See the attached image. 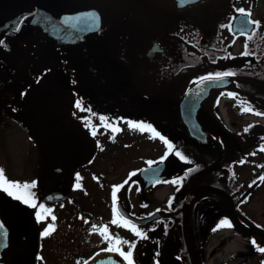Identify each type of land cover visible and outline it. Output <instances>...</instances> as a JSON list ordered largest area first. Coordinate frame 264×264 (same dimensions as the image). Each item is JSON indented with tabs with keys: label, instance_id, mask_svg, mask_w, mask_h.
<instances>
[{
	"label": "flooded vegetation",
	"instance_id": "flooded-vegetation-1",
	"mask_svg": "<svg viewBox=\"0 0 264 264\" xmlns=\"http://www.w3.org/2000/svg\"><path fill=\"white\" fill-rule=\"evenodd\" d=\"M0 40V165L13 136L7 181L36 187L11 191L44 204L0 190V264H68L93 240L84 264L116 238L133 264H264V0H0ZM121 184L147 238L113 214Z\"/></svg>",
	"mask_w": 264,
	"mask_h": 264
},
{
	"label": "snow or ice",
	"instance_id": "snow-or-ice-1",
	"mask_svg": "<svg viewBox=\"0 0 264 264\" xmlns=\"http://www.w3.org/2000/svg\"><path fill=\"white\" fill-rule=\"evenodd\" d=\"M185 2H193V0H185ZM241 12V14H244V15H249L247 13L244 12L243 9L239 10ZM94 23V21H93ZM247 23H258V22H253V21H248ZM23 24V20L21 21H17V24L16 25H13V30L14 31H20V27L19 25H22ZM241 33H245L246 32V29H241L240 30ZM0 44H3V41L0 40ZM248 53L246 52L245 55H247ZM233 75H235L234 72H231V71H223V72H218V73H215L214 75L213 74H210L209 76L207 77H204L203 79L207 80L208 82H218V81H224L225 78L227 77H232ZM76 108L81 110V111H84L85 109L82 107L81 105V102H77L76 103ZM247 110H250V109H246ZM88 111L90 112L91 110L88 109ZM259 115V113H257ZM98 119L101 121V124H103V122L105 121V117H98ZM129 127H136V128H139L141 131H143L146 127H150V126H146V125H143V124H136V125H133V124H130ZM247 131V129H246ZM92 135L95 136L96 135V132L93 131L92 132ZM157 135H159L157 133ZM162 140H164V138L161 136L160 137ZM164 143L167 145L168 147V150L169 151H172L173 150V145L171 143H169L167 140H164ZM174 154L179 157L181 160H185V156L181 154L180 151H175ZM164 157L161 158V160H163ZM188 163H191V161H187ZM154 162L153 161H149L148 164L151 166ZM195 169H188L187 172H186V175L188 172H192L194 171ZM141 172L144 171V170H140ZM3 171L0 170V190H2L3 192L7 193L9 196H14V193L11 191V189H16L17 191H19L21 189V187H23L24 189H32V188H35L36 185L35 183H32L31 185L29 184H24V185H20L19 183L17 182H12V183H9L7 180L3 179ZM137 175L136 172H133L130 174V177L129 179L131 178V176H135ZM77 179H79V176H77ZM261 180H264V176H261L260 177ZM125 184L128 183V181L126 180L124 182ZM133 183H138L137 181H133ZM173 184H176L177 181L174 180L172 181ZM77 187H79V184H77ZM124 187V184H121V185H118V186H113L112 188V193H111V197H112V203H113V214L114 216L116 215H119L120 217V220H123V225H120V226H123V227H128L133 233H135V235L137 237H140V238H147L146 237V234L142 235L141 231L138 229L137 225L133 222H131L129 219L126 218V216L122 213H120L119 211V206H118V196H117V193ZM14 198L18 201H21L22 203L36 209V208H44V204L43 203H32L31 202V199L34 198V193H31L29 191V196L28 197H23L20 196V195H15ZM169 206H171V200H169ZM49 212H51V209H48ZM159 211V209L157 210ZM36 216H37V219L40 220L41 217H40V213L37 212L36 213ZM52 220H55V216H52ZM85 223H87V221H85ZM222 223L226 224L228 227H231V224H229L227 221H222ZM110 224L111 225H118L119 224V221L116 219V218H113L111 221H110ZM52 225L49 224L48 225V228L45 229L43 235L44 236H48L49 235V229H52ZM0 228H2V225H0ZM93 229H96V226L93 225ZM98 231H100V233L102 235L106 234V233H109L110 229L107 225H105L103 228L101 229H98ZM3 235L6 236V233H3ZM104 239L105 240H110L112 239V237L108 236V235H104ZM253 243H255V241H253ZM115 245L116 247H112V246H109L107 249H105V251L107 252H117L119 254L120 257L123 258L124 261L127 262V264H133V260H132V256H133V252H132V249L135 248V244L132 243L130 244L129 246V250L127 252L123 251V245H129V241H126V240H120L119 238H116L115 239ZM259 251L261 252H264V248H260ZM99 255V253L97 254ZM158 255V253H157ZM114 264H119V262H114Z\"/></svg>",
	"mask_w": 264,
	"mask_h": 264
},
{
	"label": "rangeland",
	"instance_id": "rangeland-1",
	"mask_svg": "<svg viewBox=\"0 0 264 264\" xmlns=\"http://www.w3.org/2000/svg\"><path fill=\"white\" fill-rule=\"evenodd\" d=\"M13 137V136H12ZM12 137H6V145H5V152L3 156V164L6 165H0V170L3 171V179L10 180L12 177H17L20 169L23 165H19V163L22 161L23 153L21 152V144L17 141L16 138ZM21 152V153H20ZM91 242L90 248L88 249V245L85 247V251L79 253V258L74 256L68 264H80L82 259L88 254L90 255L95 249H97L99 245L95 246V241L90 240ZM25 245V249L29 248ZM25 263V260L21 261L20 264Z\"/></svg>",
	"mask_w": 264,
	"mask_h": 264
},
{
	"label": "water",
	"instance_id": "water-1",
	"mask_svg": "<svg viewBox=\"0 0 264 264\" xmlns=\"http://www.w3.org/2000/svg\"><path fill=\"white\" fill-rule=\"evenodd\" d=\"M0 225H2L1 219H0ZM2 235L3 233L0 232V246L7 243V241H5L3 237L1 238ZM114 262H119V264H126V261H124L123 258L120 257L117 252H111V253L105 252V253L99 254L86 264H114Z\"/></svg>",
	"mask_w": 264,
	"mask_h": 264
}]
</instances>
